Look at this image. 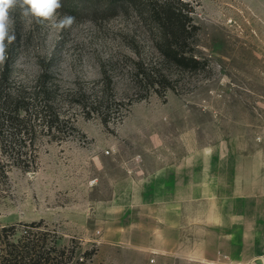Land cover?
<instances>
[{"label": "rangeland", "instance_id": "374dc122", "mask_svg": "<svg viewBox=\"0 0 264 264\" xmlns=\"http://www.w3.org/2000/svg\"><path fill=\"white\" fill-rule=\"evenodd\" d=\"M61 4L57 18L75 17L69 28L9 10L15 39L5 40L0 93L62 122L54 133L32 121L36 168L0 174V226L46 232L64 264H136L103 245L104 205L125 177H144L159 160H193L196 173L212 160L229 189L238 178L242 190L264 192V0ZM168 6L188 26L174 41L194 58L186 65L161 54L150 11ZM185 210L192 222L202 203Z\"/></svg>", "mask_w": 264, "mask_h": 264}, {"label": "crops", "instance_id": "0c3cea01", "mask_svg": "<svg viewBox=\"0 0 264 264\" xmlns=\"http://www.w3.org/2000/svg\"><path fill=\"white\" fill-rule=\"evenodd\" d=\"M204 163L196 173L193 160H159L144 177L116 184L104 205L106 249L136 264L152 254L156 264H262L264 192L242 190L238 178L229 189L220 163L216 173ZM195 203L201 214L184 221Z\"/></svg>", "mask_w": 264, "mask_h": 264}, {"label": "trees", "instance_id": "16d2710c", "mask_svg": "<svg viewBox=\"0 0 264 264\" xmlns=\"http://www.w3.org/2000/svg\"><path fill=\"white\" fill-rule=\"evenodd\" d=\"M150 13L165 40L164 48H161L163 57L172 58L182 65H186L190 60L195 61L194 58L186 56L183 48L179 50L178 43L174 42L184 38L188 27L180 16V9L168 6L163 13L154 8ZM19 98V94L14 100L0 93V174L5 178L6 167L15 166L23 171L36 168V154L32 153L33 142L29 139L32 121L42 122L46 130L54 133L60 131L58 124L62 122L56 115L46 116L41 111L32 113L28 103ZM10 103L13 107L11 109ZM105 121L104 118L103 122L106 123ZM18 224L0 226V264H64L62 258L65 250L56 246L57 239L49 244L46 232L20 229ZM23 225L32 227L37 224L31 222Z\"/></svg>", "mask_w": 264, "mask_h": 264}, {"label": "clouds", "instance_id": "9594fccd", "mask_svg": "<svg viewBox=\"0 0 264 264\" xmlns=\"http://www.w3.org/2000/svg\"><path fill=\"white\" fill-rule=\"evenodd\" d=\"M20 7L23 15L37 20H46L54 29L69 28L75 17L65 14L57 18V10L62 7L61 0H0V61L4 59L5 40L10 44L15 35L10 32L9 10Z\"/></svg>", "mask_w": 264, "mask_h": 264}, {"label": "built area", "instance_id": "2783aa9c", "mask_svg": "<svg viewBox=\"0 0 264 264\" xmlns=\"http://www.w3.org/2000/svg\"><path fill=\"white\" fill-rule=\"evenodd\" d=\"M261 263L264 262V238H263V245H262V258L260 259ZM150 264H156L154 258L149 260Z\"/></svg>", "mask_w": 264, "mask_h": 264}]
</instances>
